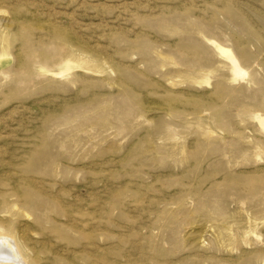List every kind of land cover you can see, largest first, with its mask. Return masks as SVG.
I'll list each match as a JSON object with an SVG mask.
<instances>
[{
  "label": "rangeland",
  "instance_id": "rangeland-1",
  "mask_svg": "<svg viewBox=\"0 0 264 264\" xmlns=\"http://www.w3.org/2000/svg\"><path fill=\"white\" fill-rule=\"evenodd\" d=\"M260 119L264 0H0L20 264H264Z\"/></svg>",
  "mask_w": 264,
  "mask_h": 264
},
{
  "label": "bare ground",
  "instance_id": "bare-ground-1",
  "mask_svg": "<svg viewBox=\"0 0 264 264\" xmlns=\"http://www.w3.org/2000/svg\"><path fill=\"white\" fill-rule=\"evenodd\" d=\"M222 56H230V51L216 45L214 48ZM260 126L264 128V121L259 120ZM19 257L7 239L0 238V264H20Z\"/></svg>",
  "mask_w": 264,
  "mask_h": 264
}]
</instances>
